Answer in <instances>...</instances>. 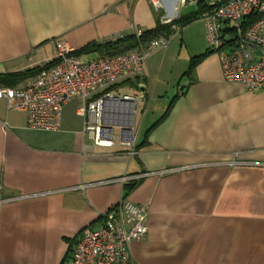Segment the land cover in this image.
<instances>
[{
	"label": "crops",
	"instance_id": "crops-1",
	"mask_svg": "<svg viewBox=\"0 0 264 264\" xmlns=\"http://www.w3.org/2000/svg\"><path fill=\"white\" fill-rule=\"evenodd\" d=\"M162 2L171 15L175 0ZM155 26L148 0H0V78L44 64L54 40L87 61L129 43L140 50L133 38L88 46ZM168 54L153 51L142 75L102 91L167 100L146 123L143 106L139 117L127 100L105 105V122L136 131L133 154L119 128L113 146L93 143L78 114L82 98L63 104L55 130L28 127L24 112L0 100V264H74L80 231L101 225L121 198L146 208L147 232L129 244L126 264H264V92L226 81L204 46L179 65L165 66Z\"/></svg>",
	"mask_w": 264,
	"mask_h": 264
},
{
	"label": "built area",
	"instance_id": "built-area-1",
	"mask_svg": "<svg viewBox=\"0 0 264 264\" xmlns=\"http://www.w3.org/2000/svg\"><path fill=\"white\" fill-rule=\"evenodd\" d=\"M148 2L160 23L171 24L174 33L179 26L173 21L181 17V10L196 6L197 18L204 24L208 51L218 56L223 78L249 91L264 92V0H175L171 15L165 13L162 0ZM141 33L142 30H136V36ZM170 36L153 38L140 50L87 61L81 60L67 44L54 40L53 54L44 62L53 64L17 86H0V100L11 109L24 112L28 127L55 130L60 125L63 104L82 98L85 104L78 108V114L84 117V132L90 134L96 146L111 147L116 136L103 126L105 105L127 100L136 113L135 104L145 96L140 93L120 98L102 91L125 78L142 75L147 55L164 48ZM117 37L120 35L107 40ZM119 144L130 154L135 153L136 134L132 126L121 133ZM145 175H125L113 180L127 182ZM146 232V208L121 198L103 214L101 225L80 231L71 260L74 264H126L130 260L129 244L143 238Z\"/></svg>",
	"mask_w": 264,
	"mask_h": 264
},
{
	"label": "rangeland",
	"instance_id": "rangeland-1",
	"mask_svg": "<svg viewBox=\"0 0 264 264\" xmlns=\"http://www.w3.org/2000/svg\"><path fill=\"white\" fill-rule=\"evenodd\" d=\"M184 13H197V8L196 6H187L182 9V14L184 15ZM177 25L179 26L178 31L171 35L168 44L165 46L166 48H169V56H167V58L165 59V66L175 65L180 60V62L182 63V59H184L185 55L187 57L191 53L194 54L199 48L203 46L208 48V42L206 40L204 24L202 20H200L199 18L187 19ZM177 65H179V63ZM167 69V67H164L165 72H167ZM176 81L177 79L175 80V82ZM175 82H172L171 85H169V87L167 88L168 91H171V89L175 86ZM118 92L122 93V90ZM171 94L169 95L171 96ZM155 98L156 96L151 97L150 99L147 98L146 101L139 100L137 103L138 111L140 110L139 117H142V108H145V112L143 109V115L145 114L146 118L143 123H146L148 121L151 113L156 111V108L160 106L163 101L167 102V100H155ZM139 107L141 108L139 109ZM117 131L118 130H114V133H117Z\"/></svg>",
	"mask_w": 264,
	"mask_h": 264
},
{
	"label": "trees",
	"instance_id": "trees-1",
	"mask_svg": "<svg viewBox=\"0 0 264 264\" xmlns=\"http://www.w3.org/2000/svg\"><path fill=\"white\" fill-rule=\"evenodd\" d=\"M193 18H197V13L195 15H193L192 17L190 18H183V17H180L176 20L173 21L174 24H180L182 23L183 21L187 20V19H193ZM174 33V30L171 28V24H162L160 23L159 21V18H158V15L156 14V26L153 28V29H150V30H146V31H142L141 35L140 36H129V37H125L124 36H120V37H117V39L115 40H105L103 42H94L92 44H90L88 47H97V48H103V49H107L117 43H121V42H125V41H128V39H132L134 40V43L136 46H138V44H145L147 43L149 40L153 39V38H156L158 36H161V35H165V36H170ZM134 46L133 43H129L127 46H125V49L128 51L130 48H132ZM121 51V50H120ZM115 52V53H104V55H113V54H117V53H121V52ZM122 52H125L123 49H122ZM77 54V52H76ZM196 62V59L194 60L193 63ZM53 64V62H47L45 64H42L41 66H38V67H35L31 70H27V71H24V72H21V73H13V74H7V75H4V76H1L0 78V82H2L3 84L5 85H8V84H13L16 79H20V78H24L26 76H32V75H36L38 74L42 69L46 68V67H49ZM19 83V82H18ZM17 84V83H16ZM14 86V85H13ZM12 87V86H10ZM109 88V87H108ZM136 147V146H135ZM136 182H130L129 185L127 186V190L131 189L133 187V185L135 184Z\"/></svg>",
	"mask_w": 264,
	"mask_h": 264
},
{
	"label": "water",
	"instance_id": "water-1",
	"mask_svg": "<svg viewBox=\"0 0 264 264\" xmlns=\"http://www.w3.org/2000/svg\"><path fill=\"white\" fill-rule=\"evenodd\" d=\"M103 126L106 127L110 133L113 132L114 128H119L121 133L131 129V124H118V123L105 122Z\"/></svg>",
	"mask_w": 264,
	"mask_h": 264
}]
</instances>
